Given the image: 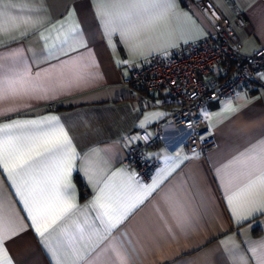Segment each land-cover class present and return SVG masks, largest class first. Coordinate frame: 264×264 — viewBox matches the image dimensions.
Returning a JSON list of instances; mask_svg holds the SVG:
<instances>
[{
	"label": "crops",
	"instance_id": "1",
	"mask_svg": "<svg viewBox=\"0 0 264 264\" xmlns=\"http://www.w3.org/2000/svg\"><path fill=\"white\" fill-rule=\"evenodd\" d=\"M196 1L176 0L168 21L172 35L132 51L119 33L109 36L96 0H5L9 15L31 18L33 24L0 36V65L26 71L41 90L0 101V124L57 117L71 137L78 154L70 176L77 207L62 225L69 230L92 225L98 233L78 242L82 264L106 259L103 250L114 247L127 264H239L241 259L254 264L250 248L264 240V213L234 218L225 187L231 171L225 165L264 141V70L255 89L244 87L203 108L216 146L192 152L184 133L173 143L160 141L148 154L163 164L148 179L125 162L128 145L140 141L141 131H151L176 104L165 90L146 92L125 81L149 55L170 53L211 30L208 13ZM212 1L230 18L238 12L246 16V26H236L244 51L264 45V0ZM69 34L73 39L65 43ZM107 182L157 185L110 235L92 206ZM0 190L22 226L5 241L12 264H57L53 252L62 229L39 236L2 169Z\"/></svg>",
	"mask_w": 264,
	"mask_h": 264
},
{
	"label": "snow or ice",
	"instance_id": "2",
	"mask_svg": "<svg viewBox=\"0 0 264 264\" xmlns=\"http://www.w3.org/2000/svg\"><path fill=\"white\" fill-rule=\"evenodd\" d=\"M96 3L109 36L119 33L132 51L172 35L168 21L176 0H96ZM32 24L31 18L9 15L5 11V0H0V36L27 29ZM70 39H73L71 34L66 35L64 42ZM38 90L41 85L26 71L6 70L0 65V101ZM149 118L146 116L140 126L143 127ZM77 155L71 137L57 117L0 124V169L24 204L32 226L44 238L46 233L62 229L60 245L53 252L58 255L57 264H82L84 254L78 242L98 234L92 225L75 224L72 230L62 225L77 207L71 198L70 181ZM225 169L231 171L225 187L234 218L242 220L254 213H264V141L233 158ZM156 186L155 182L147 187L131 184L117 187L105 183L92 202L103 232L110 235ZM21 230L19 217L0 190V264H12L5 241ZM104 238L106 236L101 240ZM95 246L98 247L99 242ZM250 251L254 264H264V240L253 242ZM103 252L107 258L98 256L95 264H116L117 260L119 264H127V258L121 255L118 247ZM239 264L248 262L241 259Z\"/></svg>",
	"mask_w": 264,
	"mask_h": 264
},
{
	"label": "built area",
	"instance_id": "3",
	"mask_svg": "<svg viewBox=\"0 0 264 264\" xmlns=\"http://www.w3.org/2000/svg\"><path fill=\"white\" fill-rule=\"evenodd\" d=\"M196 5L208 13L211 30L170 53L149 55L125 81L146 92L165 90L176 103L152 124L151 131H141L140 141L128 145L126 164L146 179L163 164L161 158L148 154L160 141L170 144L184 133L192 152L216 146L217 138L203 108L214 99L234 96L244 87L255 89L264 70V45L252 53L244 51L236 30V26L247 24L242 12L230 18L212 0H197Z\"/></svg>",
	"mask_w": 264,
	"mask_h": 264
},
{
	"label": "trees",
	"instance_id": "4",
	"mask_svg": "<svg viewBox=\"0 0 264 264\" xmlns=\"http://www.w3.org/2000/svg\"><path fill=\"white\" fill-rule=\"evenodd\" d=\"M82 185V184H81Z\"/></svg>",
	"mask_w": 264,
	"mask_h": 264
}]
</instances>
